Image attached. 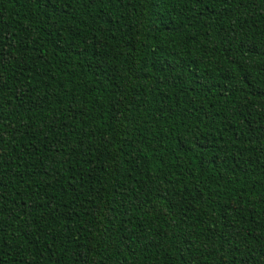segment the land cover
Instances as JSON below:
<instances>
[{
  "label": "trees",
  "instance_id": "trees-1",
  "mask_svg": "<svg viewBox=\"0 0 264 264\" xmlns=\"http://www.w3.org/2000/svg\"><path fill=\"white\" fill-rule=\"evenodd\" d=\"M0 264H264V0H0Z\"/></svg>",
  "mask_w": 264,
  "mask_h": 264
}]
</instances>
